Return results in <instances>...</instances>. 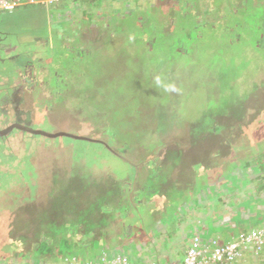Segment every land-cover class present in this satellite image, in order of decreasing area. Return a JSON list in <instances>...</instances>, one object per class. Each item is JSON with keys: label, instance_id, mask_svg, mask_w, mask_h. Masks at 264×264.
Returning a JSON list of instances; mask_svg holds the SVG:
<instances>
[{"label": "rangeland", "instance_id": "374dc122", "mask_svg": "<svg viewBox=\"0 0 264 264\" xmlns=\"http://www.w3.org/2000/svg\"><path fill=\"white\" fill-rule=\"evenodd\" d=\"M138 1L143 7L132 8L130 5L131 13H126L121 19L119 14H112L113 17L106 24L111 30L107 31L100 25L96 32L80 37L90 42L87 45L90 44L91 49H83L80 44L70 42L71 35H79L89 18L77 19L78 24L75 26L72 23L64 25L63 35L59 34L58 29L55 35L59 42L56 41L53 55L45 57L46 61L57 64L54 75L56 73L58 76L54 80H51V72H37L41 84L37 86L34 69H31L34 74L31 76L22 71L19 73L20 78L17 77V81L13 82L16 88H9L12 85L9 79H0V84H3L0 95L2 99H8L6 103L0 101V129L18 123L52 133L84 136L111 143L117 155L132 161H138L143 157L142 154L152 155V145L163 144L164 149L162 145L157 155L159 159L156 160L163 173L173 174L175 171L182 176L198 168L202 176L199 180L196 177L189 188L178 192L174 188L184 186L189 181L185 179L179 183L181 177H173L172 183L163 187L165 194L160 197L170 201L167 198L170 196L171 201H177V208L168 209L169 214L175 211L182 213L184 210L186 214L182 217L195 215L194 223L199 222L201 227L206 217L205 209H220L217 202L219 197L208 192L210 187L204 188L209 180L203 175L209 172L210 165L215 172H225V162L235 157L232 152L226 156L219 153V144L223 138L230 133L235 145H241L243 141V144L249 145L250 141L244 133L248 135L250 130H257L259 137L253 134L252 139L264 140V0H178L175 7L171 6L170 0ZM150 2L158 6L157 18H160V12L169 13L168 20L171 19V22L164 29L158 20H154L150 28L139 24ZM112 3L114 7L115 4L117 7L122 4H117L118 1ZM123 4L127 7L129 3L124 1ZM164 5L167 6L166 11ZM200 7H204V12L198 16ZM172 8L176 11L171 12ZM104 14L101 13V20H104ZM18 15L10 19L15 20V27L11 29L24 33L32 25L19 22L17 18L21 19L22 16ZM117 20L121 25L119 28ZM129 33L133 34L137 42L133 49L127 44L126 36ZM67 35H70L69 41L63 49L61 42L63 38L67 39ZM122 47L126 55H121L122 52L119 54ZM132 51H137L140 56L135 58ZM109 83L120 90L122 97L106 92L108 98H104ZM125 96L128 98L124 100ZM136 105L154 109L156 117L153 116V119L156 118L157 122L154 124L151 114L137 111ZM104 113L110 116V126L107 125ZM211 116L212 128L210 122L209 126L205 125ZM215 124L221 125L223 133H213L215 135L210 140L197 146V130L204 131L206 128L211 131ZM239 125H242V131ZM107 128L110 131L121 129L119 141L115 139L113 144L109 142ZM146 129L150 133L143 134ZM22 133L21 130L15 131L0 148V170L17 174L13 180L15 182L0 194L2 258L8 259L12 242L18 243L20 251L25 252L32 251L38 240V243H42V237L57 243V238L67 239L72 233L76 235V241L82 238V242H86L83 240L85 236L81 221L87 224L85 219L107 220L117 207L116 203L126 206V202L132 199L133 195L127 193V182H117L107 172L96 175L73 166L69 160L72 155H69L65 146L68 139L32 138ZM142 134L145 135L143 138ZM126 138L131 143H138L127 147L124 144ZM208 145L214 148L207 157L203 150L206 151ZM84 146L78 143L72 145L71 148H75L73 154H78ZM245 152L241 151L237 155L244 158L247 156ZM170 153L184 155L186 166L174 168L173 163H169L170 159L165 161ZM250 154L255 159L258 157L252 152ZM10 155H14L16 160L9 165L5 161ZM102 157L107 160L102 162L107 168L123 174L120 159L108 152L101 153ZM30 161L38 163L41 171L35 180L26 181L21 174L34 175V164ZM214 161L220 163L214 166ZM2 183L6 185V182ZM161 187V184H155L147 186V190ZM142 188L143 184L137 186L138 190ZM132 190H136V187ZM244 193L248 192H237V196ZM252 194L254 192L251 189L249 195ZM104 197H108L107 205L96 208ZM89 203L93 205L89 206ZM218 213H215L216 217ZM72 221L79 225L75 226V222L71 225ZM53 222L64 224L54 227L56 225L50 224ZM118 223L108 224L104 228L95 224L94 227L97 233L104 234L99 237L111 238L121 232ZM58 233L68 235H55ZM49 241L43 245L42 251L47 252ZM173 245L167 250L181 249L180 243L178 245L173 242ZM63 246L70 249L69 244L64 243ZM98 250V243H93L79 256L92 258L98 254ZM64 251L59 247V250L50 252L61 255ZM42 254L40 252L37 256L41 257ZM33 259L38 260L37 257ZM58 262L54 260L50 264ZM41 263L47 264L45 261Z\"/></svg>", "mask_w": 264, "mask_h": 264}, {"label": "trees", "instance_id": "16d2710c", "mask_svg": "<svg viewBox=\"0 0 264 264\" xmlns=\"http://www.w3.org/2000/svg\"><path fill=\"white\" fill-rule=\"evenodd\" d=\"M113 1H118L117 4H120V3L122 4L119 7H117L115 4V7H114L112 6ZM124 1H126V3H129L127 7H125V5L123 4ZM170 1H171L170 4L172 7H175L177 5L178 0L176 1L170 0ZM21 2L22 4L19 7H17L13 12L8 13L9 16L4 17L7 14L1 16L4 18L0 20V27H1L0 28V79H2L4 76V78L9 79L10 81L9 83L13 84L14 81H17L16 78L18 77L21 71L24 73H28V72L31 73V69H34L36 71V77L34 76V79H35V83L37 84V86L41 85L38 79V76L40 75L37 72H40V73L51 72L52 73L51 80H54L55 77L58 76L56 75V73L54 75V69H55L54 67H56L57 64L52 63L51 61L45 60V57H48V56L51 57L53 55V48L56 45V41L59 42L57 39L58 36L55 35L59 32L58 29H60L59 34L63 35L62 30H64V27H65L64 25H68L72 23L75 26L76 24H78L76 22L79 19L89 18L90 20L88 19L87 21L88 23L85 25L86 27H84L82 31L80 30L81 33L79 35L76 36L75 33L71 35L70 42H76L80 44L79 46L82 47L83 49H87V48L91 49V47H89L90 44L87 45V43H90V42L87 40H82L80 37H82L84 34H86L85 36L87 37L90 33H93L94 31L96 32L98 30V26L100 25H102L103 29H106L107 31H109L112 28H108L106 24L109 23L111 16L113 17L112 14H119L120 15L119 17L121 19L124 15H126V13L127 14L131 13L130 12L131 6L132 8L142 6L138 0H136V2L135 0H61L56 3L54 2L53 3H41V2L31 3L30 0H21ZM160 2L163 3L162 1ZM22 6L24 7V9L17 11ZM100 6H103V8ZM166 8L167 6L164 5L163 6L164 11H166ZM207 8L211 9L210 7H207ZM109 9L111 11L113 10L112 11L113 13ZM147 9L148 11H145V15H144L145 17L141 16L139 19V22H140L139 24L141 25L144 24L143 27H148V28L152 27L153 26L152 22L154 20H158V22L160 21L161 22L160 26L163 29L166 27V25L170 24L171 19L170 21L168 20L169 13H167V11L160 12L159 13L160 18H157L158 17V12H157L158 6L153 4V2H150V6ZM98 10L99 12H97ZM170 11L171 12L176 11V9L172 8ZM102 12L105 13L104 14L105 16L103 19L106 20L107 22H105L104 20H101ZM202 12H204V7H200L198 9L197 15L200 16ZM11 13L13 15H11ZM18 14H21L22 16L21 19L17 18L19 22H23V23L29 22L32 25V26H29L30 29L26 30L24 33L22 32L17 33L14 29H11L15 27V22H14L15 20L11 21L10 19L16 16H19ZM146 19L148 20L147 24H145ZM117 25H118V28L121 27V25H119V20H117ZM140 28L142 27L140 26ZM66 33L67 32H65L64 34ZM132 35L133 34L129 33V35L126 36V40H128L127 44L130 45L131 48L133 49L134 45H136L137 42L133 39ZM68 36L70 35L66 36L67 39L63 38V41L61 42L63 44V49L69 41ZM121 52L123 54H121ZM132 52L135 55V58L140 56L137 51H132ZM132 52L128 54H132ZM126 53L124 51V47H122V50L120 48L119 54L126 55ZM123 57L124 56H122V58ZM114 86H115L114 84L109 83L108 87L105 89V92L103 94L104 98L105 97L108 98L107 95L105 96L106 92H109L110 94H119V96L122 97L123 94L120 93L119 89L114 88ZM0 87H3V86H0ZM127 98L128 97L125 96L124 100ZM116 100H119V99H116ZM135 108L137 111H143L146 114H151L152 115L151 120H153L154 124L155 122H157L156 118L153 119L154 109L150 110L141 105H136ZM104 115L106 117L107 125L110 126V124L108 123V121L110 120V116L107 113H104ZM212 117L213 116L207 118L206 120L207 122L205 123L206 126L207 125L209 126V122H210L211 128H212V123H211ZM157 118H159V115L157 116ZM192 120H195V118ZM261 121L263 122V119ZM213 127L214 129H212L211 131L207 130L206 128H204V131H200V129L197 130V133H198L197 138H196V142L198 143L197 146H200L201 144H203L204 141L210 140V138L213 135L221 134V132L223 133L221 125L215 124ZM238 127L242 131V125H239ZM108 128L106 131H107V138L109 142H112L113 144L115 139L119 141V138L121 136L120 134L121 129L110 131V129ZM33 129L37 131H44L46 133H52V132L45 131L43 129H37V128H33ZM17 130H18L17 128L14 129V131H12V134ZM21 131H23L22 133L23 135L25 136L29 135L32 138H35V137L37 138V136L43 137V138H49V137H46L40 134H31L22 129ZM57 133H60V132H57ZM145 133H150V130L146 129L143 132V134ZM247 133L248 135L246 133L244 134L246 135V137H248L247 139L250 141L249 145L243 144L244 141L242 142L241 145H235L232 139L233 136L232 137L229 136L230 133L226 135L225 138H223L222 142L220 141L221 144L219 145L221 149H218L219 153L223 156H226L229 154V152H232L235 154V157L232 158V160L230 161L227 160L225 162L227 164L225 172L223 173H220L219 171L215 172L214 170H212L213 167L210 165L209 172H207V174L203 176H205L209 180V182L206 183L208 185H205L204 188L208 189L210 187L209 188L210 191L208 190V192L211 193L215 197H219V199H217V202L220 205V209H222L223 212L224 210H226L225 209L226 207H230L229 206L230 201H234L235 199L237 201L240 200L239 205L236 209L233 208L234 210L232 209L233 211H231L230 213L229 212L225 213L226 215H224L223 213L224 216L222 217H224V220H225L224 222L225 223L228 222L230 225H233L236 227L238 226L237 223L241 221V219L243 218V215L245 214V219L247 218L248 220L252 221L251 224H248L250 225L249 229L246 231L240 232L237 236L233 237L231 240L222 241L221 239H216V238H210V239L206 238L204 235H208V233L207 232L204 233V231L201 229L203 228L204 224H201V228L198 231H196L194 234L191 233V235L193 236L189 239L190 241L189 245L192 240H194L195 238H198L202 242L210 243L211 241H216L219 246L220 245L224 246V245H227L231 242H234L240 239L243 236H247L251 232L264 230V140L257 141V140L252 139L251 136H253V134L255 137L257 136L259 137V131L257 130L256 131L250 130V132H247ZM12 134L10 133V135ZM143 134L141 136L142 138L145 136ZM194 134H196V132H194ZM10 135H7L5 138L1 137L0 148L3 147V142H5L7 138L8 139L10 138ZM57 138L68 139L69 141L68 144L67 145L64 144V145L67 146V152L69 153V155L70 154L72 155L69 158V160H70V163L73 164V166L78 167L80 170H83L82 168H84L85 170H87V172L94 173V174L96 173L101 174L102 172H107L115 181L127 182V184L125 185L127 187V193H131L133 197L132 199H130L128 203L126 202V206L123 203H120V204L116 203L117 207H115L114 211L111 212L110 218H108L107 220H103V218L102 219H93V218L85 219V221L88 222L87 224H83V221H81L82 222L81 225L84 228L83 235L85 236L83 240L86 242H82V238L79 241H76L77 237L76 235H72V233L69 234L70 237L67 233L65 234L58 233L55 235H68L67 236L68 238L64 239L62 237H59L57 238L58 239L57 243H54V241L51 242L47 238L42 237V239H44L43 242L38 243L39 242L38 240L33 250L30 252H25V250L20 251V248L18 247L19 244L18 243L16 244V242H12L9 246V248H11L10 249L11 252L9 253L7 257L8 259H5L4 257L2 258V256H0V264H11V263L44 264V263H41L43 261L47 262V264H50V262H53L54 260L59 261L57 264H66L72 261L99 262L104 257H110V256L115 257L117 255H126L134 263L140 264L138 263V259H137L138 253L142 252L144 248L148 245V243L152 242V239L154 237L160 238V235H150V233L153 232L155 229L162 230V229L154 228V227L162 226L163 228H166L167 223H170L169 221H166V222L157 221L159 217L161 219L162 216L164 215L162 213L164 210L162 209L161 205H159L160 209L162 210L161 212H159L161 213L160 216L152 218V216L149 214V211L146 212V210H148V206H147L148 203L152 199L163 198V197H160L163 194H165V190L163 189V187H167V184L170 185L174 179L173 177H178V178L181 177V179H179V183L181 182L183 183L185 179L189 181L184 186H181V187L178 186L179 188L178 187L174 188L178 192V191L183 190L184 188H189L190 185H192V183L194 182V179L197 177L199 180V177H201L202 174H200L198 168L193 170L191 174L184 173L182 176L178 175L175 171L174 173L172 172L173 174H170L168 172L163 173L162 170H160L158 163H156V160L159 159L157 155L159 154V152H161L160 147L163 144L158 145V146L152 145V148H151L153 151L152 155L149 156V155L142 154L143 157H141L138 161H132L127 158L121 157L120 155H117L116 150H113L111 148L110 146L111 143L109 144V143H105V142L98 141V140H96L98 142L96 141L89 142V141L78 140V139H74V138L66 137V136H60V137L49 138V139L54 140ZM213 141L215 142V140ZM124 142H125L124 143L125 146L127 147L131 146V145L129 146V144L134 145L138 143V141L136 143H131L127 138ZM196 142H194L193 144H196ZM77 143L85 145L84 146L85 150L80 149V152L74 155L73 152L75 150L74 148L75 146L72 148L71 146ZM217 145L218 144H216V146ZM164 146L165 145H163V149H164ZM210 146L211 145H208L206 147V151L203 150L204 153L206 154L204 156L208 157L212 148H214V146H211V147ZM245 150L247 151V153L245 152L247 155V156L245 155L246 157L243 158L237 155L241 151H243L244 153ZM82 152L85 154H81ZM104 152H108L111 155L115 156L117 159H120L121 166L123 167V169L121 168L120 169L122 171L121 173L123 174H120L118 170L107 168L106 167L107 165L102 163V162H107L105 157L101 158V153H104ZM250 152H252L253 154H256L258 157L256 159L253 158V155H251ZM169 156L170 157L169 158L167 157L165 161H167V159H170L169 163H173L174 168L176 166L178 167L186 166V163L184 161L185 156L182 155L181 153H178V154L170 153ZM200 158H201V155H200ZM15 160H16V157L14 155H10L8 156V159L5 161V163H8L10 165ZM30 163L34 164V167H33L35 169L34 175L33 174L26 175V173L21 174L22 177L24 176L23 178L26 181H30L31 179L35 180L38 177V175H40V171H41V166L38 163H35L33 161L32 162L30 161ZM214 163H216L214 164V166H217L220 162L214 161ZM128 169H132V170L128 171ZM212 174L214 176H212ZM16 175L17 174H12V173L0 170V176H1L0 194H2L3 192L2 190H8V186L10 184L12 185L15 182L13 180H14V177H16ZM2 182H6V185L4 186ZM141 184H143V188L141 190H138L137 186ZM155 184H161L162 187L156 190H152V189H150L149 191L147 190L148 189L147 186L149 187L155 186ZM128 187L129 189H131V191L128 189ZM133 187H136V190H132ZM204 188L203 190H205ZM251 189L253 190L254 194L249 195V196H251L252 198L247 197L246 196L247 193L240 194L239 196H237V192H241L243 190L244 192H249V190ZM122 197L128 198V196L127 197L122 196ZM167 198L170 200L169 205H166L165 207L167 211L168 209H172V208L176 209L177 201L176 202L171 201L172 198H170V196H168ZM257 198H259V201L257 200L256 202L249 204L251 200H256ZM178 202L180 201L178 200ZM107 203H108V197H104V199L100 200V203L96 205V208L97 206L104 207L105 205H107ZM67 204H69V202ZM89 204H90L89 206L93 205L91 203ZM156 204H154V207H156V210H159L158 208L159 206L157 207ZM182 205H183V202H182ZM256 205H258V207L256 208V210H253L252 208L255 207ZM159 213H156V214H159ZM74 222L75 221H72L71 225L74 224ZM112 223L114 225L115 223L119 224V228L121 230L120 234L116 235L115 233V235H113L111 238L109 237L103 238V236L99 237V235H104V234L97 233L96 231L97 229H95L94 227L95 224L100 225L102 226V228H104L108 224H112ZM50 224H54L56 225L54 227H58L60 225H63L64 223L62 222V223L56 224L55 222H53ZM77 225H79V223L76 224L75 222V226ZM146 228L150 233L146 232L147 231ZM157 232L161 234V232L159 231ZM148 233L149 235H144ZM136 237H138L139 239H136ZM162 237H163L162 238L163 242H161V244H163L164 242L171 241L169 239L172 238L171 234L163 235ZM164 239H167V240L165 241ZM48 241H49V244L46 249L47 252H44L42 251L43 245L45 243H48ZM63 241L66 245L69 244L70 249L68 248V246L61 247V245L64 244L62 243ZM93 243H98V246H99L98 254H96L92 258L80 257L79 255L85 253L88 250L89 246H91ZM59 247L61 248V250H65L61 255L57 253L51 254L50 251H53L56 249L59 250ZM251 248L252 247H248L247 249H245L242 252L243 256L239 258L238 261H236L233 264H238L240 262L244 263L247 260H251L252 255H253ZM263 250H264V246H262V248L259 249V255L263 253ZM128 251H131V253L129 254ZM40 252H43L41 257L37 256ZM34 257H37L38 260H34L33 259ZM150 263H154V262H150ZM141 264H146V262L141 263Z\"/></svg>", "mask_w": 264, "mask_h": 264}, {"label": "crops", "instance_id": "0c3cea01", "mask_svg": "<svg viewBox=\"0 0 264 264\" xmlns=\"http://www.w3.org/2000/svg\"><path fill=\"white\" fill-rule=\"evenodd\" d=\"M38 3V2H35ZM23 7V6H22ZM20 7L17 11L23 10L24 7L22 8ZM6 16H9L8 13H6ZM1 15V16H3ZM11 15H13L11 13ZM0 16V17H1ZM4 17H1L0 20ZM1 28V27H0ZM2 32V31H1ZM27 74H31L34 75L33 73H27ZM35 75H36V71H35ZM34 75V76H35ZM6 78L1 79L2 81L5 80ZM7 80V79H6ZM3 84H0V86H2ZM14 87L16 88V83L12 84L9 87ZM251 191V190H250ZM250 191L247 193L248 195L250 194ZM252 198L251 196H248ZM253 195V194H252ZM259 201V198H257L256 200H251L249 204H252L256 201ZM236 202V203H235ZM240 200H234V201H230L229 202V206L230 207H226L228 208V210H223L219 209L216 211V209L214 208H209L205 209V213H206V217L204 218L205 220L204 222V226L203 228H201L197 222V224L194 223L195 215L191 214V217H185L183 218L182 216L184 214H186V212H184V210H182V213L179 211H175L172 215H169V212L167 211V209L165 208L166 205H169L170 201H166L163 198H155L152 199L149 203H148V210L149 214L153 217H157L160 216L162 210L160 209V206L162 207V209L164 210L162 213L164 214L162 216V218L160 219V217L157 219V221L159 222H166L169 221L170 223H167L166 228H163L162 226H156L154 228H159L162 230H157L155 229L153 232H149L146 228V232H149L150 235H160V238L158 237H154L152 239L151 243H148V245L144 248V250L142 252H139L137 255V259H138V263H150V262H154V263H159V264H177L180 263V261L182 260V258L184 257V254L186 252V249L189 245V239L193 236L191 235V233H195L196 231H198L200 228L204 231V233H208V235H204L206 238H216V239H221L222 241H227V240H231L233 237L237 236L240 232L242 231H246L249 229L250 225L252 221L248 220L247 218L245 219V214L243 215V218L241 219V221L238 224V226H233L230 225L228 222L225 223L224 221V217H221L220 215H223V213H227V212H231L234 209H236L239 205ZM243 202V201H242ZM157 203V204H156ZM154 204L157 205V207L159 208V210H156V207H154ZM164 204V205H162ZM236 205V206H235ZM258 207V205H256L255 207H253V210H256V208ZM234 208V209H233ZM233 209V210H232ZM218 213V216H215V213ZM159 213V214H156ZM193 213V211L191 212ZM188 218V219H187ZM156 221V222H157ZM200 221V220H199ZM153 228V229H154ZM157 231L161 232V234H159ZM148 234H144V235H149ZM171 234L172 238L169 239L171 241L169 242H164L163 244H161V242H163V235H169ZM184 241H187L185 244H183ZM173 242L177 243L179 245L180 243V247L181 249L179 250H170L168 251L167 248L174 246ZM153 249V251H152ZM252 258L251 260H247L244 263H238V264H263L264 263V250L263 253L256 254L255 252H252ZM248 258V257H247Z\"/></svg>", "mask_w": 264, "mask_h": 264}, {"label": "built area", "instance_id": "2783aa9c", "mask_svg": "<svg viewBox=\"0 0 264 264\" xmlns=\"http://www.w3.org/2000/svg\"><path fill=\"white\" fill-rule=\"evenodd\" d=\"M61 0H30L31 3H56ZM22 4L21 0H0V16L13 12ZM210 242V241H209ZM264 246V230L254 231L240 239L224 246H219L216 241L202 242L198 238L191 241L184 257L179 264H233L243 256V251L252 247L251 251L259 254V249ZM66 264H136L126 255L104 257L99 262L72 261ZM157 264V263H146Z\"/></svg>", "mask_w": 264, "mask_h": 264}, {"label": "water", "instance_id": "95a60500", "mask_svg": "<svg viewBox=\"0 0 264 264\" xmlns=\"http://www.w3.org/2000/svg\"><path fill=\"white\" fill-rule=\"evenodd\" d=\"M13 128L22 129V130L27 131V132H29L31 134H40V135H43V136H46V137H49V138H56V137H60V136H66V137H71V138L78 139V140H85V141H89V142H95L96 141V140L91 139V138H87V137H84V136H77V135H73V134L65 133V132L46 133L44 131H37V130H35L33 128L24 127V126H22L20 124H15V125L7 128L6 130H3L2 132H0V134H6L10 130H12ZM96 142H98V141H96Z\"/></svg>", "mask_w": 264, "mask_h": 264}, {"label": "flooded vegetation", "instance_id": "af4514ba", "mask_svg": "<svg viewBox=\"0 0 264 264\" xmlns=\"http://www.w3.org/2000/svg\"><path fill=\"white\" fill-rule=\"evenodd\" d=\"M9 88H11V87H9ZM3 98V96L2 95H0V101H1V103H6V102H8V99H2ZM1 106V105H0ZM0 112H1V110H0ZM15 124H18V123H13V124H11L10 126H8L7 128H9V127H11V126H13V125H15ZM7 128H5V129H0V132H2L3 130H6ZM14 129H16V128H13L12 130H10L8 133H6V134H0V139H1V137L2 138H5L7 135H10V133L12 134V131H14ZM18 129V128H17ZM18 130H21V129H18Z\"/></svg>", "mask_w": 264, "mask_h": 264}]
</instances>
